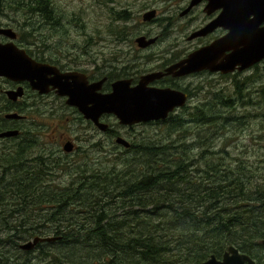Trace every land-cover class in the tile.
Returning <instances> with one entry per match:
<instances>
[{
    "label": "trees",
    "instance_id": "trees-1",
    "mask_svg": "<svg viewBox=\"0 0 264 264\" xmlns=\"http://www.w3.org/2000/svg\"><path fill=\"white\" fill-rule=\"evenodd\" d=\"M43 1L0 0V10L25 9L29 15L41 12L44 20L51 22L47 14L53 16L54 13L48 1L47 4ZM243 80L234 78L235 97L241 95L243 84L249 85ZM240 97L232 106V114L223 116L222 110L226 107L217 108L218 117L224 119L222 126L236 119H247L245 115L236 114V111L253 107L254 102L250 93ZM213 120L201 119V124L211 125ZM224 128L229 129L227 126ZM166 148L162 145L147 147L151 155L146 156L145 147L143 153H139L140 158L145 159L144 165L140 168L136 163L137 167H134L131 175L114 172L115 168L102 172L92 170L89 175L82 170L78 182L62 188L73 194L74 198L61 194L58 185L54 186V192V187L46 189L42 185L49 171V165L42 159L41 167L26 168L23 163L21 167L24 166L25 176H22L18 171L19 160L22 157L24 161L30 147H26L24 152L13 150L0 153L2 174L9 175V180L0 182V190L9 189L20 202L6 203L0 211L1 216L10 212L11 216L6 219L14 222L5 230V234L18 238L14 235L20 233L16 224L28 220L27 212H21V208H32L38 211V218H43L41 208L46 207L44 210L53 212L56 217L53 221L43 218V222L53 224L52 228L56 231L51 237L58 240L52 242L55 247L50 250L53 252L51 256L44 250L51 242L38 244L40 264H201L211 255L221 258L229 246H235L260 264V253L264 259V246L260 245L264 239L263 176L251 188L243 176L253 169L252 166L232 157L236 161L234 167L215 159L210 165L205 163L198 181L191 180L189 163L167 160L169 155ZM205 150L227 152L215 147ZM58 166L54 162L53 168ZM184 173H187L186 176ZM182 184L195 186L196 194L180 193L178 186ZM32 188L37 193L29 195L25 201L20 194ZM65 199L73 201L76 214L83 215L82 222L60 226L57 210L66 205H58V202ZM63 210L60 211L61 218L68 213H63ZM28 233L29 230L26 235H20V239L34 237ZM3 237L0 236V246L5 242Z\"/></svg>",
    "mask_w": 264,
    "mask_h": 264
},
{
    "label": "flooded vegetation",
    "instance_id": "flooded-vegetation-1",
    "mask_svg": "<svg viewBox=\"0 0 264 264\" xmlns=\"http://www.w3.org/2000/svg\"><path fill=\"white\" fill-rule=\"evenodd\" d=\"M190 2L191 0H143L141 5L143 14L140 17V24L142 27H151L152 23L156 22L158 31L153 32L152 29H147L138 34L131 33V30L136 26L132 22L135 19L134 10L137 7V0H115V2L109 3L116 17H125L124 20L119 19L124 23L122 28L130 31L128 35L105 39L110 44L118 45L115 50L118 54L116 56H113L111 50L108 49L95 53L89 52L86 46L90 44L92 38L87 39L85 34L83 39L85 47L80 49V52L85 53V56L78 59L70 56L68 52L53 53L49 44H52L50 41H53L54 38L34 35L31 40L27 41L20 36L17 27L15 28L8 23L0 24V29L10 28L15 32L14 40L5 35H0L1 45L13 42L17 48L24 50L32 61L48 68V71L40 77V88L25 80L13 81L0 77V134L9 131L17 132L15 136L0 137V153L6 154L13 150L24 152L31 143L40 149L43 159L47 162L56 161L57 164L64 165L66 163L68 165L71 157L88 151L98 154L113 152L129 154L141 150L142 144H150L151 140L147 134H131L139 126L165 124L170 119H189V123H196L192 119H215L214 116L201 115L198 110L232 104L228 83L220 88L225 92V99L220 102L212 100L217 92L215 84H210L208 90L200 98H198V93L201 88L198 89L197 86L207 78L212 80L215 76L222 77V75L230 74L202 71L187 76H179L176 70L167 73L169 68L187 56V27L181 34H179V28L186 23V19H182L184 15L180 16V13L187 8ZM206 4L207 1L203 0L188 12L191 13L194 9L199 8L203 15L199 25L191 28L190 31L200 30L219 14L220 11L211 15L206 14L204 12ZM161 11L167 16L158 18ZM149 12H154L153 18L144 20L143 16ZM137 16L139 17V15ZM172 18L179 21L178 29L174 34L165 30L166 20ZM225 33L226 31L218 28L205 37L194 39L202 42L196 46L195 50L221 38ZM141 37L145 38V41L153 40V42L145 47H139L136 40ZM149 54L159 58L151 66L149 65ZM150 74H159L160 76L148 83L147 88L173 91L185 101L183 107L175 108L162 121L121 125L115 115L102 113L98 122L107 126L106 130L102 131L81 114L78 108L69 105L68 97L61 94L63 92L62 86L75 84L74 89L76 90L85 91L84 88H94L93 92L102 97L111 93L112 85L116 82L126 81L129 88H135L142 77ZM196 79H198L197 82H195ZM99 83H101L100 88H98ZM11 92L18 94L16 97L14 94L8 95ZM86 102L88 107L91 106L89 100ZM9 113H16L20 118L6 117ZM111 119L114 120L113 125L107 122ZM55 121L57 124H54ZM69 122L73 125L68 127L66 125ZM56 136H58V140H56ZM136 136H139V139H136ZM119 137L129 143L128 148L116 144L115 140ZM106 140L112 145L107 147ZM55 143L58 144V148H55ZM66 145L71 147L69 152L64 150ZM80 161L79 158L78 165L85 166L86 169L90 168L89 165ZM18 171L22 173L21 168H18ZM18 179L22 180V178ZM32 191L35 192L36 190L32 188L19 194L26 199ZM35 228V226L29 228L30 231L32 230V234L46 232L42 231L43 228L41 230L38 228L35 230ZM55 231V229L50 228L49 232L54 234ZM37 246L38 244L33 250L38 249Z\"/></svg>",
    "mask_w": 264,
    "mask_h": 264
},
{
    "label": "rangeland",
    "instance_id": "rangeland-1",
    "mask_svg": "<svg viewBox=\"0 0 264 264\" xmlns=\"http://www.w3.org/2000/svg\"><path fill=\"white\" fill-rule=\"evenodd\" d=\"M47 1L48 6L52 8L54 13L53 16L47 14L52 23L48 20H44L41 12L36 15L30 14L32 15L30 17L29 12L25 9L11 8L0 10V24L8 23L15 28L17 27L20 36L27 41L31 40L34 35L54 38L53 41H50L52 44H49L53 53L68 52L70 56L77 57L78 59L81 56H85V53L80 52V49L85 47L83 44L85 34L87 39L92 38L90 44L86 46V49L89 52L95 53L96 51L100 52L103 49H108L111 50L113 56L118 55L115 52L118 45L110 44L105 39L113 36L128 35L130 31L123 29L122 25H124V23L119 20H124L125 17H116L112 6L109 5V3L115 2V0H44L43 3L47 4ZM142 1L143 0H137V7L134 10L135 19L132 22L135 23L136 26L131 30L132 34H138L139 32L147 29H152L153 32L158 31V25L156 22H153L151 27H142L140 24V17L143 14V12H141ZM186 9L187 8H185V10ZM183 11L180 12L183 13ZM137 15H139V17ZM185 15L182 19H186V23L179 28V34L184 32V28L186 29L187 27L186 31L188 32V38L190 35L189 33L192 32L190 29L199 25V22L203 19V15L199 8H196L191 13H187V15ZM165 16L167 15L161 11L158 18ZM178 23L179 21H176L175 18L167 19L165 28L166 32L174 34L178 29ZM201 43L202 42L195 40H187L186 55L194 51L196 46H199ZM158 59L159 58L153 54H149V65L151 66L154 61ZM255 67L242 72H234L230 75H222V77L215 76L212 80L207 78L204 82L199 83L197 86L198 89L201 88V91L198 93V98H200L202 94L208 90L210 84H215L217 92L216 96L212 97V100L220 102L225 99V92L220 90V88L228 83L229 93L232 97V104L218 106L226 107L222 110L223 116L232 114L233 112L231 109L234 102L240 100V96L250 93L251 100L254 102L253 107L239 108L236 111V114L239 116L245 115V118L247 119H236L235 121H231L229 124L222 126L221 123L224 119H220L218 117V107L207 108L205 110L199 109L198 111L201 115L203 114L216 117L211 125L206 124L203 126L201 124V119H192L195 120L196 123H189V119H170L168 120V123L165 124L136 127L131 134L149 135L151 140L150 144H142V149L146 147V156L151 155L147 147L154 148V145H162V147H167L166 154L169 155L167 160H182L186 163L188 162V170L191 171H188L189 176L192 177L191 180L195 181L200 179L199 174L201 175V170L205 168V163L210 165L215 159H219L222 162L227 163L229 167H234L236 165V161L233 160L234 158L232 157L242 159L243 162L251 165L253 168L246 171L243 176L244 181L252 188L253 183L257 181L260 176H263L264 179V117H261L264 114V62H260L259 65H257L258 68ZM234 78L235 80H243L244 78H247L243 81L249 84L242 85L243 89L241 95L237 97L234 96ZM197 81L198 79L195 80V82ZM260 87L263 88L261 89L259 96H257ZM107 122L111 125L114 124L113 119ZM54 124H57V122L55 121ZM61 125L64 126V124ZM72 125L73 124L69 122L66 126L69 127ZM226 126L229 129L226 130L224 128ZM136 139H139V136H136ZM56 140H58V136H56ZM106 143L107 147L112 145L108 143L107 140ZM54 146L55 148H58L57 143H55ZM214 147L215 149H223L228 153L205 150H211ZM27 151L28 152L26 153L24 161L21 157L18 164V167L22 169L23 177L25 176L24 166L21 167L23 163L26 168H34L37 160L40 158L43 159L42 152L37 146L30 143V150ZM140 152V150H136L129 154L114 152L98 154L88 151L71 157L68 161V165H66V163L64 165L58 164L59 166L57 168H53L54 162L56 161L47 162L43 159L46 164L49 165V171L46 174L42 185L46 187H48V185H53L49 187L58 185L59 191H62L61 194H65L66 197L74 198L73 194L62 188L78 182L81 178L80 174L82 170L86 171L85 175L91 174L90 172L92 170L102 172L106 171L107 168H115L114 172L117 173H125L126 171H130L134 169V167H137L136 163H139L140 168L144 165L145 159L140 158ZM79 158L81 159V163L89 165L90 168L86 169L85 166L78 165ZM1 160H4V158ZM186 174L187 173H184V176H186ZM7 180H9V175L2 174V169H0V182H5ZM18 187H20V184ZM179 187L181 188L180 193L183 192L184 194L190 195L196 194L194 191L196 188L195 186L189 187L186 184H182L178 186V189ZM54 191H56V187L53 188V192ZM35 193L37 192H32L29 195H34ZM4 194H7V196H4ZM6 203L20 204L18 199L11 194V191L4 188L0 190V211ZM60 203H65L66 205L57 210V220L61 219L59 222L61 224L60 226H69V224L75 225L82 222L83 219L81 216L83 215L76 214V210L72 204L73 201L65 199L59 200L58 205ZM23 204H25L24 201ZM41 209L43 214L42 217L44 219H49V221L54 220V217L56 216L53 215V212L44 210L46 207ZM61 210H63V213L65 211L68 212L66 217L61 218ZM21 212H27L28 214L27 221L16 224L17 229H19L23 234L29 230L28 234L34 235V237L54 236L51 232H49L53 224L43 222V218H41V216L38 218V211L29 207H24L21 208ZM78 212L81 213V211ZM112 212H114V210ZM117 214L120 215V212ZM9 216H11L10 212L5 213L3 216L0 214V236H4L3 238L5 240V242L0 246V264H40L38 260V257L41 256L39 250L40 248L30 251L29 254H25L24 251L17 248L19 245L31 241L34 237L29 236L26 239H19L14 236L8 237L5 234V230L9 229V226L14 223L6 219ZM32 226H36L37 228L39 227L38 229L40 230L43 228L42 231L46 232L43 234H32L29 229ZM16 242L18 245L17 247ZM54 247L55 245L52 243L51 245L45 246L44 250L49 252V256H51L53 252L50 250ZM77 248H79V245H77ZM76 256H79V254ZM259 256L261 258L260 264H264V259L262 258L261 253ZM46 259L49 262V259ZM7 260H10V262Z\"/></svg>",
    "mask_w": 264,
    "mask_h": 264
},
{
    "label": "water",
    "instance_id": "water-1",
    "mask_svg": "<svg viewBox=\"0 0 264 264\" xmlns=\"http://www.w3.org/2000/svg\"><path fill=\"white\" fill-rule=\"evenodd\" d=\"M203 0H191L187 9L181 15L187 14L194 6ZM204 8L206 14L220 11L215 19L200 30L189 35L188 41L205 37L218 28L227 33L214 40L207 46L201 47L186 56V58L167 70H176L179 76H187L202 71L229 74L242 72L259 64L264 60V0H206ZM154 12L143 16L144 20L153 18ZM0 35L14 40L15 32L10 28H1ZM153 40L145 41L141 37L136 40L139 47L151 44ZM33 61L28 58L24 50L17 49L11 42L0 44V77L13 81H28L40 88V77L48 71L35 70ZM159 74H150L141 78L135 88H129L126 81H119L112 85V92L99 97L93 92L94 88L74 89V85H64L61 94L68 97V104L78 108L79 112L91 120L100 130H106L105 124H100L98 118L102 113L113 114L121 125H133L150 121L164 120L175 108L184 106V98L165 89L147 88ZM67 83V82H66ZM101 83L98 84L100 88ZM95 87V86H94ZM44 89V88H43ZM149 91V92H148ZM14 97L18 93H13ZM152 94V95H150ZM88 95V97H87ZM13 97V98H14ZM90 97V98H89ZM93 98V99H92ZM87 100L91 106L88 107ZM17 116H11L15 118ZM17 132H5L0 137L15 136ZM116 144L125 148L129 144L116 139ZM71 147L66 145L64 150L69 152ZM51 239L35 238L19 246L23 251L32 250L38 243L50 242ZM264 246V240L261 241ZM201 264H256L248 256L239 253L235 248H228L221 259L210 257Z\"/></svg>",
    "mask_w": 264,
    "mask_h": 264
},
{
    "label": "bare ground",
    "instance_id": "bare-ground-1",
    "mask_svg": "<svg viewBox=\"0 0 264 264\" xmlns=\"http://www.w3.org/2000/svg\"><path fill=\"white\" fill-rule=\"evenodd\" d=\"M33 14V13H32ZM34 15H36V14H34ZM34 68L33 69H35V70H41V71H44L46 68H45V66H43V65H41V64H38V63H36V62H34L33 61V65H32ZM13 93H17V92H11V93H8V95H10V94H12L13 95ZM11 116H17V117H15V118H20V116L18 115V114H16V113H9L6 117H11ZM143 150L144 149H141L140 151V153H142L143 152ZM43 160V159H42ZM36 167H41V158L40 159H38L37 160V162H36V164H35V167L34 168H36ZM134 169H132V170H128V171H126L125 172V175H131V172L133 171ZM59 176V175H58ZM36 227V226H35ZM37 228V227H36ZM35 228V230H37ZM39 228V227H38ZM40 230V229H39ZM32 231V230H31ZM40 232V231H39ZM37 233V232H36ZM14 235H17V237L20 239V235H23V233L20 231V233H16V234H14ZM26 235V234H25ZM36 238H39V239H51L52 241H50L51 243L52 242H55L56 240H58L57 238H53V237H45V238H41V237H36ZM35 239V238H34ZM34 239H32L31 241H28V242H32ZM264 240V239H263ZM263 240H261V241H263ZM261 241H260V245H261ZM27 242V243H28ZM50 242H42V243H50ZM230 247H232V248H235V249H237L235 246H229L228 248H230ZM228 248L224 251V253L228 250ZM238 250V249H237ZM239 251V250H238ZM223 253V254H224ZM239 253H241L240 251H239ZM223 254H222V256H223ZM243 255H246V256H248L250 259H252L256 264H257V262L253 259V258H251L249 255H247V254H245V253H242ZM221 256V257H222ZM210 257H215V258H217L216 256H214V255H211ZM209 257V258H210ZM208 258V259H209Z\"/></svg>",
    "mask_w": 264,
    "mask_h": 264
}]
</instances>
